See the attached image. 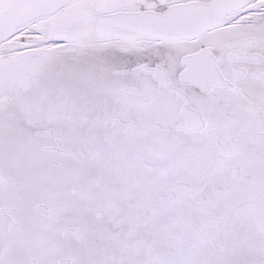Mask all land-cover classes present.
<instances>
[{"label": "flooded vegetation", "instance_id": "1", "mask_svg": "<svg viewBox=\"0 0 264 264\" xmlns=\"http://www.w3.org/2000/svg\"><path fill=\"white\" fill-rule=\"evenodd\" d=\"M9 11L14 27L0 30V264H74L80 225L57 230V214L65 210L57 213L44 191L35 190L33 199L28 193L53 178L62 209L80 195V164L89 155L77 116L85 101L109 114L117 131L160 136L158 162L141 161L148 175L171 176L158 195L174 198L143 193L155 211L175 199L205 201L222 193L224 183L236 189L250 180L241 172V154L264 170V153L254 147L264 144V0H10ZM135 15L157 20L172 36H131L125 31L132 25L123 21ZM112 98L116 109L106 106ZM164 148L170 158H163ZM194 182L206 196L192 190ZM172 186L180 187L176 195ZM233 200L228 224L216 228L206 220L152 263L194 264L198 249L211 252L212 245L216 254L238 252L237 243L224 245L237 231L231 221L251 213V225L263 227L264 184ZM255 249L245 256L251 264Z\"/></svg>", "mask_w": 264, "mask_h": 264}, {"label": "rangeland", "instance_id": "2", "mask_svg": "<svg viewBox=\"0 0 264 264\" xmlns=\"http://www.w3.org/2000/svg\"><path fill=\"white\" fill-rule=\"evenodd\" d=\"M9 7L10 0H0V30L3 32H9L14 27L11 18L12 12L4 13ZM17 19L19 21L20 18ZM85 102L81 108L82 114L77 116L81 119V122L77 123H81V127L86 128L84 131L88 138L83 136L82 145L87 148V155H89L84 157V160L87 159V161L80 164L81 173L84 174L77 188L80 195L75 198L71 196V204L68 207L66 204L62 209L63 205H58L59 200L56 198L60 183H56L53 178L46 182H43V179L41 182L35 183L37 186L31 190L33 193H28L32 195L33 199L37 197L35 190L44 191L50 196L53 209L56 208L57 213L65 210V213H61V215L55 213L58 215L55 226L57 230L64 223L80 225L79 248L77 254L72 256L74 264H165L163 261L152 263L151 258L157 255L166 256L169 254V250L173 252L175 235L192 234L206 220L213 217L225 220V213L233 199L236 200L237 197L247 195L255 187L264 184V170L256 168L254 159L250 156L247 157L244 153L239 155L237 160L241 166V172L250 174V180H240L241 185L237 184V190L235 183H233V188L230 183H224L222 193L217 195L209 193L205 201H199L202 195L186 201L175 199L176 201L173 200L174 202L169 203L167 207L155 211L151 207L152 200H149L148 195L143 193L150 194L153 190L158 195L164 190L163 188L170 185L171 176L169 174L154 175V173L148 175L151 170L143 166L145 164L141 160L152 161L154 159L156 163L158 162V159L154 157H158L154 152V144L160 139V136L154 135L152 132L144 134L137 130L135 133L131 131L126 134L117 131L112 124L116 122L109 118V114L103 113L99 109V105ZM118 104L119 101L112 98V101L106 106L116 109ZM246 115L248 114H237V118ZM246 119L247 116L244 121ZM123 127V124L118 123V129ZM114 131L117 133L112 134ZM82 133L81 130V136ZM113 135H118V137L113 138ZM258 143L259 146H254L255 150L258 153H264V144H261V141ZM37 152L39 150L35 149L34 154ZM162 154L165 155L163 158H170L172 155L169 148H164ZM34 156L36 159L39 158V155ZM109 164H111L110 166L120 165L110 167ZM107 170L109 171L107 172ZM175 172L180 174L178 170ZM48 173L50 170L45 174ZM53 175L57 178L59 172L57 171ZM177 179L183 178L177 175ZM194 183L191 185L192 190L196 189L199 194L203 193L206 196L202 184ZM66 185L69 189L70 184ZM118 187L120 193H117ZM172 188L175 195L180 190V187L177 186H172ZM183 190L186 189L183 188ZM166 191L165 189L164 192ZM45 193L39 194V197H45ZM30 195L27 197L29 198ZM169 196L165 197V201L174 198L172 194ZM157 199L164 200L161 195H158ZM79 200L80 202L75 205L74 201ZM131 200H144L143 207L146 208L141 210V207H131L129 203ZM64 201L69 202L70 200ZM237 216L239 217L237 220L231 221L237 226V231L235 230L237 233H232L231 238L224 245L237 243L238 246H241L237 248V255L245 257L256 250L257 233L249 226L251 221L248 218L245 219L244 215ZM132 243L134 247H131ZM249 246L253 247L251 253L247 248ZM207 249L205 248V250ZM210 249L211 252H204V249L200 247L196 255L197 261L194 264H251L246 258L237 260V263L233 258L224 262V256L229 255L230 252L224 253L225 255L222 252L216 254L218 252H215V245H212ZM256 264H264V261H257Z\"/></svg>", "mask_w": 264, "mask_h": 264}, {"label": "trees", "instance_id": "3", "mask_svg": "<svg viewBox=\"0 0 264 264\" xmlns=\"http://www.w3.org/2000/svg\"><path fill=\"white\" fill-rule=\"evenodd\" d=\"M109 170H107V172H108ZM119 181H121V180H119ZM120 187V186H119ZM119 187H118V191H117V193H120V191H119ZM132 198V197H131ZM132 202V200L129 202L130 203V206L131 207H134V206H136V207H141L140 205H139V203L137 202V203H131ZM247 214V213H246ZM246 217L250 220H252V221H254L253 220V217H254V215L253 214H251V213H249V214H247L246 215ZM250 220V221H251ZM251 221V222H252ZM227 222H229V219L228 218H226L225 220H221V221H218L217 219H215V218H213V219H209V220H207L204 224H206V223H210L211 225L212 224H214V225H217V226H215L216 228L218 227V225H223V224H228ZM263 222V227H260L259 225H257L256 227H254L253 225H249L250 227H252L251 229H253L256 233H257V238H256V246L258 247V249H257V251H256V259H257V261H264V220L262 221ZM201 228H202V226H201ZM195 230H199V228L198 229H195ZM197 233H199V231L197 232ZM176 237H174L175 239L173 240V243L174 244H176V243H178V240H179V237H178V235H175ZM232 236V235H231ZM231 236L228 238V239H230L231 238ZM194 237H197V236H194ZM184 238H186V237H180V240L182 239V240H184ZM198 238L201 240L202 239V235H198ZM253 243V242H252ZM252 245V244H251ZM241 246H239L238 248H240ZM237 248V247H236ZM253 248V247H252ZM185 253V252H184ZM237 251L236 252H234L233 251V248H232V252H230L229 253V256L231 257L230 259H232V257L234 258V262L236 261V259H237ZM234 255H236V256H234ZM251 255V254H250ZM193 257V256H192ZM246 258V257H245Z\"/></svg>", "mask_w": 264, "mask_h": 264}, {"label": "water", "instance_id": "4", "mask_svg": "<svg viewBox=\"0 0 264 264\" xmlns=\"http://www.w3.org/2000/svg\"><path fill=\"white\" fill-rule=\"evenodd\" d=\"M123 22L126 25L128 23L132 25L130 27V31L128 30L125 31L126 33H130L131 36L142 35V34H146V35L152 34L156 36L170 37L172 36V33H173L172 31L164 30L162 28L161 23H158L157 20H155V25L154 23L149 22V21H146V23H144L141 19L139 18L136 19L135 17H133L132 19L124 20ZM167 196L169 195L167 194L165 197ZM165 197H163L164 200L162 199V201H165Z\"/></svg>", "mask_w": 264, "mask_h": 264}, {"label": "bare ground", "instance_id": "5", "mask_svg": "<svg viewBox=\"0 0 264 264\" xmlns=\"http://www.w3.org/2000/svg\"><path fill=\"white\" fill-rule=\"evenodd\" d=\"M135 18L136 19H143V18H146V19H150L149 17H147V16H144V15H135ZM139 203V205L141 206V208H146V207H143L144 205H143V201H132L131 203ZM117 235H120L119 233H117ZM131 247H134V244L132 243L131 244Z\"/></svg>", "mask_w": 264, "mask_h": 264}]
</instances>
